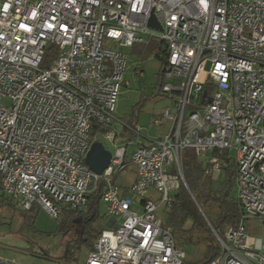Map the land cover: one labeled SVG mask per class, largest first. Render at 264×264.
Segmentation results:
<instances>
[{
  "label": "built area",
  "instance_id": "built-area-1",
  "mask_svg": "<svg viewBox=\"0 0 264 264\" xmlns=\"http://www.w3.org/2000/svg\"><path fill=\"white\" fill-rule=\"evenodd\" d=\"M151 15L161 31L148 27ZM151 43L172 103L152 124L167 129L142 140L125 125L136 138L116 143V104L130 85L125 49ZM93 122L114 147L101 174L84 162L98 142ZM187 150L214 182L225 160L236 172L238 224L218 234L200 210L220 248L209 264H264V235L248 233L250 221L264 224V0H0L1 193L58 219L65 208L84 211L102 183L107 227L84 264H187L157 216L188 190ZM129 165L134 179L121 188Z\"/></svg>",
  "mask_w": 264,
  "mask_h": 264
},
{
  "label": "rangeland",
  "instance_id": "rangeland-1",
  "mask_svg": "<svg viewBox=\"0 0 264 264\" xmlns=\"http://www.w3.org/2000/svg\"><path fill=\"white\" fill-rule=\"evenodd\" d=\"M128 54V69L125 79L129 87L121 90L116 104L117 122L112 131L117 133L116 143L131 141L136 136H130L123 131V126L133 124L141 130L142 140H155L163 135L168 122L155 127L152 118L159 116L166 108L172 106L171 101L160 91L161 61L156 44L151 43L147 48L136 46L125 49ZM143 71L142 77L134 73L135 68ZM122 123L123 125H121ZM106 150L112 152L113 144L98 136ZM133 146H129L128 155L131 156ZM232 158L235 150H231ZM203 161V160H200ZM134 179V167L129 165L121 174L118 185L129 187ZM129 196L133 197L132 193ZM149 199L159 203V195L153 189L148 192ZM168 210L161 206L157 216L166 222ZM207 213L212 216L214 211L208 208ZM108 217L105 215V204L98 205V218L92 223L95 231L100 232L107 227ZM78 220L68 222L60 216L58 219L49 217L43 210L32 209L23 212L13 201L0 204V264H84L90 248L88 244H74L79 230ZM248 233L250 235H264V224L257 220L250 221ZM95 240V239H94ZM93 244V239L88 242ZM178 244V243H177ZM181 246L180 244H178ZM185 247L187 264L199 261L203 247ZM71 250V258L64 259L67 249Z\"/></svg>",
  "mask_w": 264,
  "mask_h": 264
},
{
  "label": "trees",
  "instance_id": "trees-1",
  "mask_svg": "<svg viewBox=\"0 0 264 264\" xmlns=\"http://www.w3.org/2000/svg\"><path fill=\"white\" fill-rule=\"evenodd\" d=\"M157 57L159 59L158 55ZM159 80L161 87L162 79ZM128 127L135 128L133 124H129ZM104 131L101 126L93 122L91 129L93 137ZM123 131L129 135L131 133L126 128ZM132 135L131 133L130 136ZM128 142L130 141H123V143ZM181 162L188 190L181 187L179 192L172 196V205L168 210L165 226L170 227L175 242L181 246L203 247L199 261L194 264H209L219 255L220 248L208 223L218 234H221L225 228L235 227L241 218V207L236 197L235 167L233 162L225 160L223 176L214 182L204 175L203 162L198 160L190 150L182 154ZM102 193L103 184L99 183L97 189L90 195L84 211L74 212L65 208L60 214L70 223L74 220L79 221V230L76 232L77 239L74 244H88L90 250L92 244L88 242L92 239L94 241L100 233L93 229L92 223L98 218V205L101 203ZM5 201L12 200L3 196L0 189V204ZM208 208L214 211L212 216L207 213ZM71 255V250L68 248L64 259H70Z\"/></svg>",
  "mask_w": 264,
  "mask_h": 264
},
{
  "label": "water",
  "instance_id": "water-1",
  "mask_svg": "<svg viewBox=\"0 0 264 264\" xmlns=\"http://www.w3.org/2000/svg\"><path fill=\"white\" fill-rule=\"evenodd\" d=\"M148 27L155 28L161 31L160 25L156 22L153 15H151L148 21ZM205 96V93L203 94ZM111 158V152L106 150L100 142H94L86 155L85 164L86 166L95 172L101 174L103 170L108 166Z\"/></svg>",
  "mask_w": 264,
  "mask_h": 264
},
{
  "label": "crops",
  "instance_id": "crops-1",
  "mask_svg": "<svg viewBox=\"0 0 264 264\" xmlns=\"http://www.w3.org/2000/svg\"><path fill=\"white\" fill-rule=\"evenodd\" d=\"M102 203V202H101Z\"/></svg>",
  "mask_w": 264,
  "mask_h": 264
}]
</instances>
